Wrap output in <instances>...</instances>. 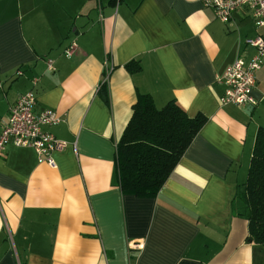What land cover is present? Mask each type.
Wrapping results in <instances>:
<instances>
[{"label":"crops","instance_id":"1","mask_svg":"<svg viewBox=\"0 0 264 264\" xmlns=\"http://www.w3.org/2000/svg\"><path fill=\"white\" fill-rule=\"evenodd\" d=\"M256 36L248 9L223 23L202 0H0V128L32 88L35 112L61 118L45 130L66 142L54 167L29 147L0 152V264H264L232 207L264 126V65L249 114L218 102L219 79L254 55ZM138 94L206 119L152 197L115 180Z\"/></svg>","mask_w":264,"mask_h":264},{"label":"trees","instance_id":"2","mask_svg":"<svg viewBox=\"0 0 264 264\" xmlns=\"http://www.w3.org/2000/svg\"><path fill=\"white\" fill-rule=\"evenodd\" d=\"M138 67L131 61L125 68ZM206 119L188 117L173 100L157 108L138 94L131 116L115 144V180L121 193L155 196ZM235 214L247 220V241L264 250V126L256 132L243 190L232 201Z\"/></svg>","mask_w":264,"mask_h":264},{"label":"built area","instance_id":"3","mask_svg":"<svg viewBox=\"0 0 264 264\" xmlns=\"http://www.w3.org/2000/svg\"><path fill=\"white\" fill-rule=\"evenodd\" d=\"M204 7L213 10L215 17L223 23L229 22L233 14L242 8L250 12L253 23L257 27H264V0H202ZM255 48L254 55L249 60L238 56L227 67L219 82L225 85L222 96L218 97L220 105L234 104L236 106L254 105L252 90L256 83V72L264 65V36H256L246 41ZM75 43L70 44L64 54L71 55ZM48 70H53L52 60H47ZM20 70L16 74L20 75ZM105 74L104 80L107 79ZM35 84L36 81H33ZM36 97L33 89L21 93L10 105L6 121L0 128V152L5 145L12 143L16 147L32 148L39 163L55 166L53 153L65 148L66 142L57 139L45 130L46 126H53L61 121L56 112L45 108L35 112ZM130 247L142 248L141 242H130Z\"/></svg>","mask_w":264,"mask_h":264},{"label":"water","instance_id":"4","mask_svg":"<svg viewBox=\"0 0 264 264\" xmlns=\"http://www.w3.org/2000/svg\"><path fill=\"white\" fill-rule=\"evenodd\" d=\"M252 108H253L252 105L245 106L246 113L249 114V112L252 110Z\"/></svg>","mask_w":264,"mask_h":264}]
</instances>
